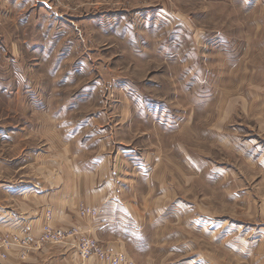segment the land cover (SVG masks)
<instances>
[{"label":"rangeland","instance_id":"rangeland-1","mask_svg":"<svg viewBox=\"0 0 264 264\" xmlns=\"http://www.w3.org/2000/svg\"><path fill=\"white\" fill-rule=\"evenodd\" d=\"M98 150L159 176L134 264H264V0H0V172Z\"/></svg>","mask_w":264,"mask_h":264},{"label":"crops","instance_id":"crops-1","mask_svg":"<svg viewBox=\"0 0 264 264\" xmlns=\"http://www.w3.org/2000/svg\"><path fill=\"white\" fill-rule=\"evenodd\" d=\"M128 155L122 151L106 155L98 150L94 157L99 158L97 166L90 168L82 166L85 160L80 153L68 156V151L63 156L43 155L41 160L24 166L16 162L9 164L14 169L13 174L6 170L0 172V238L5 234L38 237L45 211L49 209L54 226H80L106 250L123 252L133 259L121 227L131 226L127 221L123 226L125 218L130 217L128 222L132 221L134 227L144 232L148 210L142 201L151 199V186L159 184L160 180L155 170L150 171L151 177L147 178L150 172L142 171L143 165L129 158L130 165L126 160ZM23 167H27L24 172ZM79 202L98 210V216L81 218L77 211ZM1 253H5V257ZM0 264L108 263L94 256L82 263L73 246L45 244L39 250L2 249Z\"/></svg>","mask_w":264,"mask_h":264},{"label":"built area","instance_id":"built-area-1","mask_svg":"<svg viewBox=\"0 0 264 264\" xmlns=\"http://www.w3.org/2000/svg\"><path fill=\"white\" fill-rule=\"evenodd\" d=\"M77 211L81 218L93 219L98 216V210L87 206L83 202H79ZM51 218L52 212L48 209L45 211L41 232L36 238L23 234H5L0 238V250L11 247L24 250H39L45 244H68L77 250L82 263L94 256L100 262L108 264H134L133 260L125 253H114L106 250L98 240L90 236L80 226L57 227L52 224ZM1 256L5 257V253H1ZM22 257L25 256L22 255Z\"/></svg>","mask_w":264,"mask_h":264}]
</instances>
